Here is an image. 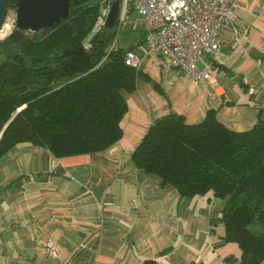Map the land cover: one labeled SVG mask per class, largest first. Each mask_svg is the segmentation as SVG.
<instances>
[{"label":"crops","instance_id":"obj_1","mask_svg":"<svg viewBox=\"0 0 264 264\" xmlns=\"http://www.w3.org/2000/svg\"><path fill=\"white\" fill-rule=\"evenodd\" d=\"M234 15L218 56L197 61L216 87L157 56L165 63L155 58V73L141 68L156 86L140 80L124 94L123 135L107 150L55 158L21 143L0 157V264L239 263L235 244L216 246L224 234L220 199H184L131 161L150 124L170 112L193 125L214 110L235 132L250 130L259 112L264 121V0H238Z\"/></svg>","mask_w":264,"mask_h":264},{"label":"trees","instance_id":"obj_2","mask_svg":"<svg viewBox=\"0 0 264 264\" xmlns=\"http://www.w3.org/2000/svg\"><path fill=\"white\" fill-rule=\"evenodd\" d=\"M114 1L70 0L66 21L36 33L15 27L0 41V157L21 143L55 158L102 152L122 138L124 94L140 80L156 84L124 63L125 53L145 42L144 31L132 48L114 46L118 24L92 31L101 8ZM131 161L184 199L208 193L220 199L224 234L216 246L235 244L238 264H264L260 112L242 132L225 127L214 110L193 125L170 112L150 124Z\"/></svg>","mask_w":264,"mask_h":264},{"label":"built area","instance_id":"obj_3","mask_svg":"<svg viewBox=\"0 0 264 264\" xmlns=\"http://www.w3.org/2000/svg\"><path fill=\"white\" fill-rule=\"evenodd\" d=\"M238 0H122L143 22L145 42L125 53L126 66L140 70L145 58L156 55L167 65L195 82L217 83L209 67H198L202 58L214 59L220 52V32L234 22ZM54 257L51 243L45 248Z\"/></svg>","mask_w":264,"mask_h":264},{"label":"water","instance_id":"obj_4","mask_svg":"<svg viewBox=\"0 0 264 264\" xmlns=\"http://www.w3.org/2000/svg\"><path fill=\"white\" fill-rule=\"evenodd\" d=\"M14 6L15 27L23 32L48 30L70 16V0H17ZM121 6L122 0H115L109 5L102 24L104 28L113 29L117 26ZM8 8L9 0H0V28Z\"/></svg>","mask_w":264,"mask_h":264},{"label":"rangeland","instance_id":"obj_5","mask_svg":"<svg viewBox=\"0 0 264 264\" xmlns=\"http://www.w3.org/2000/svg\"><path fill=\"white\" fill-rule=\"evenodd\" d=\"M128 2H130V0H128ZM108 7L109 6H103L101 8L99 13L100 15L92 30L93 32L95 30H98V28L102 26L105 20V16L107 14ZM118 25H119L118 35L116 37V42L114 45L115 47L121 46L123 48H126L129 42L136 41L137 39L141 38L142 24L140 20L136 17L135 13L130 11L128 6L127 7H124L123 5L121 6ZM14 28H15V6L12 7L9 6L4 22L0 28V41L3 40L6 36H8ZM155 58L160 64L164 62L162 59L158 58L155 54L152 56L150 55V57L148 56L147 58L144 59L142 63L143 64L142 67L145 68L147 72L150 71V73L152 72L155 73L153 69L159 66L153 64L152 61Z\"/></svg>","mask_w":264,"mask_h":264}]
</instances>
